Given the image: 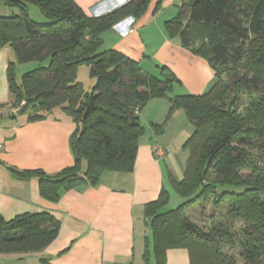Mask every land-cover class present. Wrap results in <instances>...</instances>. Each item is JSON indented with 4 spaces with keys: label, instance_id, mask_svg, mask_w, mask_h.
I'll use <instances>...</instances> for the list:
<instances>
[{
    "label": "trees",
    "instance_id": "obj_1",
    "mask_svg": "<svg viewBox=\"0 0 264 264\" xmlns=\"http://www.w3.org/2000/svg\"><path fill=\"white\" fill-rule=\"evenodd\" d=\"M3 1L18 8L0 17V48L8 45L15 54L6 66L13 106L25 101L21 114L29 121L60 111L75 124L72 166L55 176L41 170L21 174L35 175L41 194L54 199L60 190L98 184L105 172H131L145 133L139 112L150 99L166 98L163 123H150L154 133L163 131L176 109H183L192 132L183 144V177L170 178L181 201L165 209L171 192L162 187L143 207L156 264H164L168 248L187 249L189 264H264V0H182L165 21L168 36L213 70L215 81L202 94H174L179 81L168 68L154 75L119 51L102 48V34L127 15L142 14L148 0H130L101 16L85 13L74 0ZM27 4L36 5L46 21H33ZM32 61L39 65L18 80L17 65ZM83 64L94 80L88 90L77 81ZM211 196L214 204L226 205L229 223L199 227L184 208ZM59 227L46 211L0 218V253L41 251Z\"/></svg>",
    "mask_w": 264,
    "mask_h": 264
},
{
    "label": "crops",
    "instance_id": "obj_2",
    "mask_svg": "<svg viewBox=\"0 0 264 264\" xmlns=\"http://www.w3.org/2000/svg\"><path fill=\"white\" fill-rule=\"evenodd\" d=\"M74 1L85 13L101 16L130 0ZM181 1L148 0L142 14L127 15L102 34V48L119 51L154 75L160 67L168 68L179 81L174 94H202L215 81L213 70L177 37H169L163 26L177 14ZM154 37L161 41L153 43ZM9 61H15V54L7 45L0 48V104L16 110L6 79ZM168 107L166 98H152L139 112V116L145 112L147 127L131 172H105L98 184L60 190L54 199L41 194L35 175L21 173L41 170L55 176L72 166L69 137L74 122L60 111L35 121L27 120L26 114L0 120V218L9 221L20 214L46 211L60 222L57 235L41 251L0 253V264H43L41 258L49 264H156L143 207L158 197L162 187L170 191L171 177H183L188 157L183 144L192 132L183 109H176L163 131L154 133L150 123L163 121ZM173 121L177 124L171 126ZM168 129L175 132L171 139L163 137ZM154 146L168 151L157 157ZM164 261L189 264V253L185 248H168Z\"/></svg>",
    "mask_w": 264,
    "mask_h": 264
},
{
    "label": "rangeland",
    "instance_id": "obj_3",
    "mask_svg": "<svg viewBox=\"0 0 264 264\" xmlns=\"http://www.w3.org/2000/svg\"><path fill=\"white\" fill-rule=\"evenodd\" d=\"M26 7H27L28 14L33 21L38 22V23H42L46 21V18L41 14L39 8L36 5L27 4ZM17 13H18L17 7L6 5V3L3 0H0V17H9ZM165 16H169V15H165ZM152 26L153 27L157 26L155 21L152 22ZM163 26H164L165 32L167 33L166 28H165V23H163ZM154 31L156 32L157 30L154 29ZM152 41L153 43L158 44V42H160L161 40L157 37H154ZM37 65H39L37 61L18 64L17 78H20L22 73L35 68ZM140 66L143 68L142 65ZM77 81L80 82L83 85V87L87 90L92 86L94 80L89 76V67L87 65L83 64L78 67ZM143 108L141 110H143ZM139 120L143 124V126L147 127L145 112L144 114H140ZM163 121L158 122L157 124H161L163 123ZM176 124L177 123L173 121L172 124L170 125L173 126ZM174 133H175L174 130L168 129L167 131L163 133V137L166 139L168 138L171 139L175 136ZM183 150L186 151L185 148H183ZM170 191H171V197L165 209L174 208L181 201V199H179L172 192L171 189ZM184 215L188 217L189 220H191L193 223L203 228H208L210 226V221H213L215 223L221 222L222 224H225L227 221V223H229V221L224 218V216L226 215V205L225 204H218V205L214 204L213 196L208 197L206 199H199L195 203H192L186 206L184 208ZM240 225L241 223L238 222L234 225V227L238 228V226ZM225 251L228 253L237 254L235 249H229L228 247L225 248Z\"/></svg>",
    "mask_w": 264,
    "mask_h": 264
},
{
    "label": "built area",
    "instance_id": "obj_4",
    "mask_svg": "<svg viewBox=\"0 0 264 264\" xmlns=\"http://www.w3.org/2000/svg\"><path fill=\"white\" fill-rule=\"evenodd\" d=\"M14 112L15 110L9 107L8 104H0V120L11 116L12 114H14ZM167 151H168V148H162L159 146L153 147V152L155 156L157 157H162L163 155H165V153H167Z\"/></svg>",
    "mask_w": 264,
    "mask_h": 264
},
{
    "label": "water",
    "instance_id": "obj_5",
    "mask_svg": "<svg viewBox=\"0 0 264 264\" xmlns=\"http://www.w3.org/2000/svg\"><path fill=\"white\" fill-rule=\"evenodd\" d=\"M24 106H25V101H23L21 103V105L15 110V115H19L22 113L23 109H24Z\"/></svg>",
    "mask_w": 264,
    "mask_h": 264
}]
</instances>
